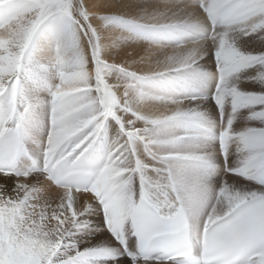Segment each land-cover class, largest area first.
<instances>
[{"label": "snow or ice", "instance_id": "6c2138e0", "mask_svg": "<svg viewBox=\"0 0 264 264\" xmlns=\"http://www.w3.org/2000/svg\"><path fill=\"white\" fill-rule=\"evenodd\" d=\"M0 264H264V0H0Z\"/></svg>", "mask_w": 264, "mask_h": 264}]
</instances>
